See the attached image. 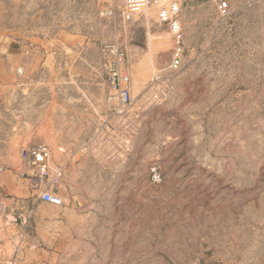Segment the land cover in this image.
Segmentation results:
<instances>
[{
  "label": "rangeland",
  "instance_id": "1",
  "mask_svg": "<svg viewBox=\"0 0 264 264\" xmlns=\"http://www.w3.org/2000/svg\"><path fill=\"white\" fill-rule=\"evenodd\" d=\"M173 1L172 74L154 5L127 21L120 0H0L1 264H264V0H226V17ZM30 144L63 167L60 205L38 197Z\"/></svg>",
  "mask_w": 264,
  "mask_h": 264
},
{
  "label": "built area",
  "instance_id": "2",
  "mask_svg": "<svg viewBox=\"0 0 264 264\" xmlns=\"http://www.w3.org/2000/svg\"><path fill=\"white\" fill-rule=\"evenodd\" d=\"M149 5L155 6L158 22L164 24L172 36L173 46L166 69L173 74L181 67L184 51L183 34L178 19L180 5L173 0H120L116 10L119 18L128 21ZM116 10L115 8H107L104 13L115 16ZM216 11L219 16L226 17L230 13L227 1L217 0ZM110 52L114 56V61L106 68L110 88L107 100L116 101L123 108L129 104L131 97L128 87L129 75L119 67L124 64L126 56L115 47H112ZM153 78L158 80L160 75L156 74ZM20 157L23 164L30 169L29 176L36 184L39 199L46 203L60 205L61 198L51 192L48 186L59 182L63 174V167L61 165L55 167L50 165L49 147L45 144L27 145L21 149ZM2 170L0 167V171Z\"/></svg>",
  "mask_w": 264,
  "mask_h": 264
},
{
  "label": "crops",
  "instance_id": "3",
  "mask_svg": "<svg viewBox=\"0 0 264 264\" xmlns=\"http://www.w3.org/2000/svg\"><path fill=\"white\" fill-rule=\"evenodd\" d=\"M9 177L12 178V174H10ZM0 181H2V182H0V189H1V190H5L6 188H4V185H6V184H4L5 182L3 181V176H2V174L0 175ZM7 210H8L7 208H0V214H1V213H2V214L5 213ZM1 261H2V260L0 259V264L2 263Z\"/></svg>",
  "mask_w": 264,
  "mask_h": 264
}]
</instances>
